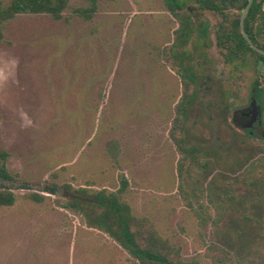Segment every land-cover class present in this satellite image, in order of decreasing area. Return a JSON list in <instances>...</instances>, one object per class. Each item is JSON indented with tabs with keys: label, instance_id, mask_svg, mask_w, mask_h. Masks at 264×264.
I'll return each mask as SVG.
<instances>
[{
	"label": "rangeland",
	"instance_id": "374dc122",
	"mask_svg": "<svg viewBox=\"0 0 264 264\" xmlns=\"http://www.w3.org/2000/svg\"><path fill=\"white\" fill-rule=\"evenodd\" d=\"M88 6L70 0L60 20L21 14L3 26L0 152L17 177L0 179V189L11 188L17 200L0 209V264H138L60 205L80 188L116 192L123 180V200L172 239L183 259L264 264V247L256 253L237 247L234 204L243 178L238 161L262 160L264 141L250 140L231 122V111L221 116L213 106L219 85L237 97L234 107L246 106L254 73L232 75L214 45L203 53L210 80L189 131L207 147L229 148L222 155L230 159L221 160L222 172L187 162L182 194L180 154L169 138L183 94L169 58L177 21L163 0H100L86 21L75 11ZM205 15L212 30L218 18ZM261 190L250 211L264 223Z\"/></svg>",
	"mask_w": 264,
	"mask_h": 264
},
{
	"label": "trees",
	"instance_id": "16d2710c",
	"mask_svg": "<svg viewBox=\"0 0 264 264\" xmlns=\"http://www.w3.org/2000/svg\"><path fill=\"white\" fill-rule=\"evenodd\" d=\"M69 1L11 0L7 5L0 4V37L3 36L4 24L21 14H47L55 20H60ZM84 1L88 2L89 6L78 8L75 12L86 21H90L98 11L100 0ZM163 2L178 24L169 47V58L181 80L183 94L176 106L169 138L180 154L179 188L184 194L186 183L184 169L187 162L204 171L216 167L222 172L224 170L222 159H230L226 154L222 155L225 151L229 153V148L216 150L207 147L195 140L189 131V128L197 123L192 118L197 111L200 95L205 92L210 80L206 75L208 71L204 62L200 61L203 53L214 45L225 68H228L232 75L251 70L255 78L250 97L262 105L263 112L264 74L259 70V65L260 63L264 65V55L253 49L241 32L240 18L248 0H163ZM205 14L218 18L212 30ZM244 28L253 43L264 51V0H254L245 18ZM236 99L228 88L219 85L215 91L213 106L223 116L234 107ZM248 138L256 140L251 135ZM7 157L5 152H0V179L12 182L17 174L8 170ZM237 168L243 172V178L237 181L240 186L234 196L235 211L239 216L237 247L256 253L264 247V225L260 221L261 218L253 217L250 208L253 200L259 201L262 198L264 161L245 156L238 161ZM253 187L257 189L256 198H253ZM126 189L125 180L116 192L80 188L76 191V196L61 200L60 205L82 216L89 228L113 239L138 264H200L198 261L183 259L172 239L163 237L148 218L134 214L131 205L122 198ZM29 197L34 200L41 199L34 194ZM16 200L17 196L11 188L0 189V209L13 206ZM222 263V257L213 260V264Z\"/></svg>",
	"mask_w": 264,
	"mask_h": 264
},
{
	"label": "flooded vegetation",
	"instance_id": "af4514ba",
	"mask_svg": "<svg viewBox=\"0 0 264 264\" xmlns=\"http://www.w3.org/2000/svg\"><path fill=\"white\" fill-rule=\"evenodd\" d=\"M255 99L250 97L249 103L246 106L243 107H233L231 111V122L235 125L236 128L240 129L244 135L246 136H253L255 139H264V122L262 121V105L258 103L256 100L257 105H260L259 108V116L257 118V121L254 123L252 128H245L246 125H248L252 120V102ZM264 161V158H262ZM253 198H256L257 189L256 187H253ZM256 200V199H255ZM254 200V201H255ZM252 213V212H251ZM253 217L261 218L260 221L263 223V217L259 213H252ZM264 225V223H263Z\"/></svg>",
	"mask_w": 264,
	"mask_h": 264
},
{
	"label": "water",
	"instance_id": "95a60500",
	"mask_svg": "<svg viewBox=\"0 0 264 264\" xmlns=\"http://www.w3.org/2000/svg\"><path fill=\"white\" fill-rule=\"evenodd\" d=\"M253 3H254V0H248V3L246 5L245 9L243 10V13H242L241 18H240L241 32H242L244 38L246 39V41L250 44V46L253 49L257 50L258 52H260L264 55V51L262 49L258 48L253 43V41L248 36V34L246 33L245 28H244L245 18L247 16V14L249 13ZM259 70L264 74V65L262 63H260V65H259ZM252 107H253L252 112H251L252 113V120L248 125L245 126V128H252L254 123L257 121L258 116H259L260 105H257L255 100L252 102Z\"/></svg>",
	"mask_w": 264,
	"mask_h": 264
}]
</instances>
